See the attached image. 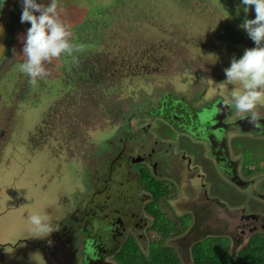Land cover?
Returning a JSON list of instances; mask_svg holds the SVG:
<instances>
[{"label": "rangeland", "instance_id": "rangeland-1", "mask_svg": "<svg viewBox=\"0 0 264 264\" xmlns=\"http://www.w3.org/2000/svg\"><path fill=\"white\" fill-rule=\"evenodd\" d=\"M114 1L19 0L14 9L0 62V264H17L12 261L17 258L31 264L27 258L35 247L25 238L42 237L49 243L62 220L76 243L69 226L80 223L70 220L71 211H77L76 205L88 198L107 196V188L102 195L98 189L108 183L113 188L118 176L126 179L123 171L112 173L107 166L124 152L129 138L138 143L151 138L149 146L159 140L157 145L169 151L165 159L155 156L152 165L144 163L152 185L143 175L149 190H143V195L147 197L144 201L152 194L157 196L155 205L148 208L158 217L156 228L162 233L171 231L163 236L160 247L172 248L181 264H194L197 243L196 248L206 251L223 245L237 257L251 236L264 233V200L251 194L253 186L247 192L224 185L219 188L213 162L196 155L197 147L185 139L192 137L170 128L162 120L164 113L161 119L155 117L158 108L166 110L164 97L169 100V94L184 96L186 102L191 99L197 109L205 107L204 98H198L204 95L207 101L223 98L235 113L264 114V0H250L252 6L249 0ZM102 4L107 7L90 15V10ZM56 6L63 7L65 15H59ZM53 16H58L57 22L61 17L71 18L79 22L77 26L89 20L93 29L55 40L57 29L56 34H44L51 22L47 17ZM78 40L94 47L77 54ZM68 44L72 48L66 53ZM60 57L70 63L67 73L54 66ZM124 75L131 78H125L122 85ZM66 78L71 83L68 90ZM56 80L61 87L54 96L50 82ZM149 123H154L152 129ZM176 134L182 138L180 145L187 142L181 148L194 152L191 162L176 152ZM231 144L240 154L236 156L244 172L240 174L259 175L256 181L262 187L257 191L264 193V168L259 166L264 160V137L242 136ZM235 144L243 145L236 148ZM131 145L136 147L134 155L142 151L138 144ZM250 145L256 146L252 153L245 148ZM249 165L256 169L250 170ZM211 182L209 196L215 194V201L210 197V202L218 211L207 214L211 218V229L205 230L209 237L199 243L197 235L203 232L196 230L204 229L206 222L193 219L188 225L184 217L201 213L199 205L208 199L202 191ZM47 205H54L53 214ZM250 213L259 220L242 218ZM30 220L38 226L30 228ZM254 226L258 229L251 232ZM225 231L231 237L221 236ZM136 232L144 235L137 239L138 247L149 246V234L141 229ZM11 247L16 251L6 253ZM73 249L79 251L75 244Z\"/></svg>", "mask_w": 264, "mask_h": 264}, {"label": "flooded vegetation", "instance_id": "flooded-vegetation-1", "mask_svg": "<svg viewBox=\"0 0 264 264\" xmlns=\"http://www.w3.org/2000/svg\"><path fill=\"white\" fill-rule=\"evenodd\" d=\"M251 1L255 2V0H251ZM18 2H19V0H16L14 9L17 6ZM248 3H249V5H251L250 0ZM111 5L112 4L110 3V5L106 8V10L107 9L109 10ZM14 9L12 11V14L14 13ZM56 9H58L57 11H61V10H63V7L58 8V6H56ZM261 9L263 10V8H261ZM48 11H49V7H48ZM245 12L248 13L249 11L246 10ZM106 13L107 12L105 11L104 14H106ZM12 14H11V16H12ZM32 18H34V17H32ZM10 19H11V17H10ZM10 19H9L8 27H7V35L9 33ZM89 23H90V21H89ZM92 29H93V27L91 26V31H92ZM98 30H99L98 27L96 29L94 28L95 32H97ZM58 32L60 34L61 30H58ZM260 32L261 31L258 30L254 34L257 35ZM65 35L66 34H61L62 37H66ZM56 40H57V38H56ZM57 44L58 43L55 42V45H57ZM6 45H7V41H6ZM70 48H72V47H70L68 44L66 47V53L68 52V50ZM60 59H62V60L64 59L65 63H68L67 58H60ZM69 64H64V66L62 67L63 69H65L66 73H67V70L71 69V66ZM185 69H186V67H185ZM184 71H186V70H184ZM192 73L196 74L198 77H200L199 73H196L194 71ZM192 73H189V75ZM124 76L122 78H120L122 80L121 81L122 85H123L122 82L125 78H127V79H128V77L131 78L129 75H127L125 77ZM198 77H197V80H198ZM112 80H114V79H112ZM171 81L175 82V79L171 78ZM106 82H108V81L106 80ZM66 83H68V79H67ZM169 96L172 97L169 100L166 99L167 96L164 97L163 107H166V110L162 111L160 108H158V113H155V112L154 113H155V117H157L158 119H161L159 115L164 113L162 120L165 123L167 122L170 128L176 127L178 125L177 122H179L180 124H183V125L189 123L190 121H192V116L195 118L198 115H200V117L203 118L205 115L204 114V108L206 106H212V107L217 106V107H219V112H220L219 114H222L223 117L218 118L219 119L218 122L220 121V119H222V121H220V122H223L224 124H226L225 132H224V129H221L222 134L225 133L224 136L226 137V144H225L224 140H220V142L215 144V149H214V152H213L214 154H213L212 150H211L212 149L211 144H209L207 142H198L197 140L190 138L189 136L188 137L190 139L189 138H185V139H187L188 142L190 141L192 144H194V146L197 147L196 155H202L204 158L210 159L213 162V164L216 168V174L218 176V179H217L218 182L216 184L218 185L219 188L221 187V185H224L225 187H228V188L233 187V188L237 189L238 191L241 190V191L247 192L248 187L253 186V190H252L251 194H253L255 196L257 195L258 198L261 197L260 200H264V193H260V191H257L259 189V187L261 186V183L258 185V182L256 181V179L258 178L259 175L258 176L252 175L249 178L246 175L240 174V172H241L239 169L240 164H239V161L237 159L238 155H237V153L234 152V149L232 147L233 145L231 144L237 138L238 139L242 138L243 135H245L244 138L249 137V138H255L256 139L259 137H264V122H262V119L264 118V114L248 115V116H254L255 117V119L253 118L255 121L254 122L255 125L253 124V126H255L257 130H252V131L247 133V132L241 131L239 126L235 123L240 117H244L247 115H245L243 113H235L233 105L229 102H226L221 97H216V98L212 99L211 101H207L204 95H201L200 97L198 96V98H204V102L206 104H204L205 107H202L201 109H197V107L194 106L195 103L193 104L191 99H188V102H186L183 100L184 98H186L184 96H178V97L176 96L175 97L174 95H171V94H169ZM193 100H195V99H193ZM176 103H178V104L176 105ZM225 103L228 106H226ZM174 105L176 106V110H174ZM222 105H223V107H222ZM153 124L154 123H149L147 126L150 128ZM160 124H161V126L164 125L162 122ZM160 124L156 123V126L160 125ZM172 124H174V125H172ZM148 127H146V128H148ZM158 127L159 126H157V128ZM138 129H140V127H138L136 131H140ZM190 129H192V126ZM208 130H205L204 133H206ZM146 132H147V130L145 131V133ZM211 132L214 133L213 131H211ZM174 137H175V140L177 141V145L175 147V149L177 150L176 152L181 154V156L184 159H186V160L189 159V162H191V156L194 152H190V153H192V154H190V153H188V151L181 148V147L185 148V146H184L185 141H182V143L180 145L182 138H180L181 136L179 134H176L175 136H173V138ZM130 139L134 140L135 138H129V141L128 142L126 141L128 143V145L124 148V152L121 151L116 156V159L112 163L108 164V166H107V170L112 172V173H115L117 171V174H119V171H123L125 173L124 178H126V179L122 180L123 176H121L122 178H120V176H118L116 181L113 183V188H110V185L108 183L105 185V187L98 189V195H102L103 191H105L107 188L108 195L104 198L105 199L104 201L102 200V203L97 204L95 207V209L97 211H100V212H104L106 207H109L110 210H111V207L113 208V213L107 215V217H105V214H103L101 216V218H103L101 221L102 225H104L107 222L110 223L112 220V224H117L118 222H121L122 229H123V227H126L125 231L123 229V234H122V231L114 234V230L112 232L109 230V232H111L110 233L111 237H113V235H115L114 239H116V240L114 242H112L111 245L113 246V249H114V247L117 248L116 249L117 251L113 252L114 250H112L113 253L110 256H108L105 252L106 249L108 248L107 242L105 244H102V245L99 244L100 245L99 250L95 251V250H91V247L89 246L88 240L83 239L84 243H82L81 240H79V242H77L78 240H77V238H75L76 243H74V244H75L76 248H79V251H77V249L73 250L74 244H72V247H71L72 251L69 252L71 254V257H70V260L68 261V263H66V264H128V262H127L128 260H126L125 255H124L125 248H127V244L133 243V242L136 243L137 239H141L144 236L143 234L137 233L136 229L145 230V233L147 232L149 234V238L151 241V242H149V246L144 245V248L139 247L143 256L148 255L147 257L145 256L146 260L151 259L153 247L155 246L153 243L159 239L161 240L160 241L161 243L163 242V240H162L163 236H166V235H164V233L162 234L160 229L156 228V224H157L158 220H156V216L153 215L152 212L150 211V209L148 208L149 205L156 203L158 199L156 198V196L154 194H152L149 198V200L150 199L153 200L152 203H148L149 200L144 201V198L147 199V197L143 195V190L146 192L149 190L146 187L145 178H143V175H145V177L147 178L146 182L148 183V185H150V184L152 185V182L149 178V173L146 172V168H145L144 163L146 162L148 165H152L153 159L155 156H156V159H165V157H166L165 154L168 153L169 151H168V149L164 150L161 146L157 145V143H159V140L154 141V143L156 145L149 146V144L153 141V140H151V138L150 139L145 138L144 140L141 139L142 140L141 143H138L139 141H130ZM148 142H150V143H148ZM133 143L138 144V146H137L138 151L140 149H142L141 152H138V154H135V155H134V151L136 150V147H132L131 144H133ZM185 144L187 145V142H185ZM238 145H243V144H238ZM250 146L252 147V145H250ZM177 148H179L180 150H178ZM119 149L122 150L121 147H119ZM157 151H159V152H157ZM234 158H236V159H234ZM206 161L208 164H210L209 160H206ZM189 165H190V163H189ZM241 173H244V172H241ZM258 173H259V171H258ZM138 175H140V176H138ZM175 176H176V174L171 175V177L174 179L176 178ZM207 184H209V183H207ZM212 185H214V184L211 182L209 184V188L203 189V191H202L203 196L205 198H208V199H205V202H203L202 204L199 205V207L201 208V213L193 214V216L188 215L187 217H184V218H187L188 225L192 222L193 219H195V222L197 220L198 223H201V222L209 223V225L204 223V226H203L204 229L199 228L196 230V232H203V234L199 233V236L197 235L198 240L196 242L201 241L203 238H205V236H207L206 235L207 232L205 230L211 229V223H210L211 218L207 214H214V213L216 214V212L218 211V209L215 208V206L212 205V203L210 202L211 201L210 197L212 200L215 201V198L213 197V196H215V194H212L213 196H209L210 189L212 188ZM202 187H204V186H202ZM113 197H118L117 202H115ZM217 203H220V202L217 201ZM163 209L164 208H162V210ZM129 210H131L132 212H129ZM163 212H164V210H163ZM120 214H122V216L124 217L123 218L124 222H122L120 220L121 219ZM142 214L147 215L148 218L143 220L140 217V215H142ZM252 215H254V214H251V213L250 214H244V215H242V218L246 219V220H249V219H255L256 221L259 220L257 217L252 218ZM135 217H137L136 221H135ZM182 219H183V217H182ZM148 222H151V223L149 224ZM79 226H82V224H80ZM105 226H107V225H105ZM214 227L216 229L218 227V224L215 223ZM262 228H264V224H262ZM257 229H258V227L254 226L250 229V231L255 232V231H257ZM157 230H159L158 234H157ZM170 232L171 231H169V233ZM227 232L228 231H225V233L221 234V236L226 234L228 237H231L229 232L228 233ZM257 235L264 236V233H256L253 236H251L246 247L250 244L251 240L255 236L257 237ZM207 237H209V236H207ZM122 238H123V242H121L120 245L116 244ZM228 240L230 241L231 238H228ZM80 245H82L83 248ZM55 248L64 251L65 245H62L59 242V244L57 246H55ZM80 249H81V251H80ZM146 249L148 252H145ZM241 250H243V249H241ZM55 251L59 252V250H55ZM55 251L54 250L50 251V256H51V253L55 252ZM62 253H65V251ZM90 256H92L91 260H90ZM76 261H78V262H76Z\"/></svg>", "mask_w": 264, "mask_h": 264}, {"label": "water", "instance_id": "water-1", "mask_svg": "<svg viewBox=\"0 0 264 264\" xmlns=\"http://www.w3.org/2000/svg\"><path fill=\"white\" fill-rule=\"evenodd\" d=\"M16 0H8L6 6L3 9V12L0 16V62L3 59V56L6 52V41H7V27H8V22L9 19L11 17L12 11L14 9ZM226 104V103H225ZM226 106H228L226 104ZM223 107V105H222ZM207 108V109H205ZM204 108V117H200V115H198L197 117H193L192 116V121H190L189 123L183 125L180 124L179 122L178 125L176 126V128L179 129V131H181L183 134H188L190 135L193 139L197 140L198 142H207L209 144H211L212 146V153L214 152L215 149V144H217L218 142H220V140H224L225 144H226V137L224 136L225 133L222 134L221 129H224V132L226 130V124H224L222 121V119H220V121L218 122V118H222V114H219V107L215 106H206ZM174 110H176V106L174 105ZM220 116V117H219ZM254 116H244V117H240L235 123L239 126V128L241 129V131L243 132H250L252 130H257L255 126H253V124L255 125V121ZM262 122H264V118L262 119ZM192 126V129H190ZM260 128V127H259ZM209 129V130H208ZM205 130H208L206 133H204ZM211 131H213L214 133H212ZM214 154V153H213ZM17 159L19 160V157L17 156ZM19 167L21 166L19 161H18ZM106 196L103 197H96L94 196L95 200L91 201V198L87 201H83L81 202L80 205H76L75 210L71 211V218L70 220H75V222L82 224V226H78L76 225V227H74V225L69 226L71 227L76 234V238L78 239H86L88 240L89 246L91 247V250H99V244H105L107 242V246L108 248L106 249V254L108 256H110L113 252H116L117 248L111 245L112 242H114L116 239L115 235H113V237H111V232L114 230V234H116L117 232L122 231L123 234V229L125 231L126 227H123L122 229V224L121 222H118L117 224H112V220L111 222H107L104 225L101 224V221L103 218H101V216L103 214H105V217H107V215L113 213V208L111 207V210L109 207L105 208L104 212H100L97 211L95 209L97 204L102 203V200L104 201ZM113 199L115 200V202H117L118 197H113ZM69 202V200H67ZM51 206L54 205H47L46 209L47 211H51V213L53 214L54 209H51ZM129 212H132L131 210H129ZM102 213V214H101ZM121 215V221H123V216ZM111 216V215H110ZM257 217L256 215H252V218ZM62 220V219H61ZM137 220V217H135V221ZM63 222V220H62ZM60 227L57 228V231L53 232L52 238H51V242L47 243L46 241L43 240L42 237H34L32 235L27 236L26 239V243H28L29 245H31L32 247L34 246L35 249L33 252H31L30 256L27 258V260H29L30 258V263L31 264H66L68 263V261L70 260L71 254L69 253L70 251H72L71 247H72V242L73 240L70 239V235H69V230H65V224L66 223H62ZM74 222V223H75ZM34 225V226H33ZM107 225V226H105ZM110 225V226H109ZM36 227L37 225V221H33L30 220V228ZM105 226V227H104ZM64 227V228H63ZM109 230L111 232H109ZM111 237V238H110ZM23 238V237H22ZM110 238V239H109ZM23 241V239H21ZM20 240V241H21ZM59 242L62 245H65V253L63 250L57 249L55 248V246H57L59 244ZM121 242H123V238L120 239L119 242H117L116 244L120 245ZM35 244H37L38 246H35ZM1 248V247H0ZM13 248L12 250L10 249L5 250L6 253L8 252H14L15 247H11ZM52 250H59V252H52L51 256H50V251ZM74 250V249H73ZM112 250H114L112 252ZM67 252V253H66ZM69 255V256H68ZM92 256H90V260H91ZM6 261H10V260H6ZM12 261L18 262L17 264H22V259H13ZM78 262V261H76ZM91 262V261H90Z\"/></svg>", "mask_w": 264, "mask_h": 264}, {"label": "trees", "instance_id": "trees-1", "mask_svg": "<svg viewBox=\"0 0 264 264\" xmlns=\"http://www.w3.org/2000/svg\"><path fill=\"white\" fill-rule=\"evenodd\" d=\"M117 0L114 1V3ZM8 0H0V15L3 12L4 7L6 6ZM107 7V5L102 4V8L96 7L95 9L90 10L91 14H97L98 11L104 10V8ZM62 12L63 10L59 11V15H65ZM89 13L87 10L86 14ZM58 16L53 17H47V19H50V30L48 29L46 33L48 34H56V29L61 30V33L56 34L54 39L58 38V36H61V34H68V35H74L77 36L80 34V32L84 31H90L91 25L89 21L87 20L85 23H83L81 26H77L78 21H72L71 18H65L61 17L60 21L57 22ZM69 23L71 24L70 27L63 26L64 24ZM90 28V29H89ZM54 36V35H53ZM77 44V43H76ZM93 47L92 43L83 42L81 40H78V52L77 54H83L84 49ZM85 47V48H84ZM61 58V57H60ZM65 63L64 59H60V63H57V67H63ZM60 67V68H61ZM54 83L52 93L55 96V91L59 87H61V82L59 80L50 82ZM65 89H70L71 83H65ZM58 87V88H57ZM157 197V196H156ZM155 205V203H153ZM153 214V213H152ZM154 215V214H153ZM156 216V215H155ZM156 220H158V217L156 216ZM169 231H166L164 235H167ZM163 234V233H162ZM161 240L155 241L153 244L155 245L153 247L152 256L151 259L146 260V257L143 256V254L140 251V248L136 243H129L127 244V249L125 252L127 255H125L126 260H128V264H181L179 258L176 256V253L172 250V248H161L160 242ZM196 243V242H195ZM200 243V242H199ZM198 244V243H197ZM196 244V245H197ZM196 245L194 246V252H193V259L194 264H264V236L257 235L255 236L250 244L245 247L243 250L240 251L239 255L237 257L231 256L228 252H226L225 247L222 245V247H218L215 245V247H211L209 250H204L203 248H196ZM196 248V249H195Z\"/></svg>", "mask_w": 264, "mask_h": 264}, {"label": "clouds", "instance_id": "clouds-1", "mask_svg": "<svg viewBox=\"0 0 264 264\" xmlns=\"http://www.w3.org/2000/svg\"><path fill=\"white\" fill-rule=\"evenodd\" d=\"M47 28L50 30V25H49L48 27H45L44 29H47ZM44 34H46L47 36L50 35V34H48V33H46V32H45ZM47 36H45V38H46ZM6 49H7V47H6ZM54 66H55V68H57V63H55ZM61 68H62V67H61ZM61 68H59L58 70H61ZM152 127H153V125L150 127V129H152ZM144 128H145V127H144ZM150 129H149V130H150ZM149 130H147V132H149ZM147 132H146V133H147ZM150 134H151V136L153 137V135H152L153 133H150ZM145 135H146V134H145ZM261 162H264V160L261 161ZM261 162H260V163H261ZM225 249H226V247H225ZM0 260H2V259L0 258Z\"/></svg>", "mask_w": 264, "mask_h": 264}, {"label": "crops", "instance_id": "crops-1", "mask_svg": "<svg viewBox=\"0 0 264 264\" xmlns=\"http://www.w3.org/2000/svg\"><path fill=\"white\" fill-rule=\"evenodd\" d=\"M243 136H245V135H243ZM235 147H236V148H239L237 144H235ZM245 148H246V150H250L251 153H252V152L255 151L256 146H255V147H254V146H252V147H251V146H246ZM237 155H238V157H240V156H239L240 154L237 153ZM234 159H236V158H234ZM242 168H243V167H242Z\"/></svg>", "mask_w": 264, "mask_h": 264}, {"label": "built area", "instance_id": "built-area-1", "mask_svg": "<svg viewBox=\"0 0 264 264\" xmlns=\"http://www.w3.org/2000/svg\"><path fill=\"white\" fill-rule=\"evenodd\" d=\"M260 168H264V162H261L260 163ZM250 170H253V169H256V166H254V165H249V167H248Z\"/></svg>", "mask_w": 264, "mask_h": 264}]
</instances>
